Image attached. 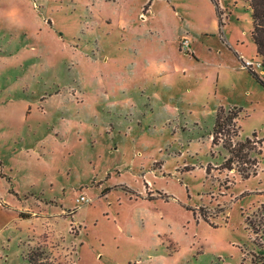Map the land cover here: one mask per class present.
<instances>
[{
  "label": "rangeland",
  "instance_id": "374dc122",
  "mask_svg": "<svg viewBox=\"0 0 264 264\" xmlns=\"http://www.w3.org/2000/svg\"><path fill=\"white\" fill-rule=\"evenodd\" d=\"M251 30L246 0H0V264L35 247L55 264H264ZM219 107L237 135L213 144ZM248 137L228 169L223 143Z\"/></svg>",
  "mask_w": 264,
  "mask_h": 264
},
{
  "label": "trees",
  "instance_id": "16d2710c",
  "mask_svg": "<svg viewBox=\"0 0 264 264\" xmlns=\"http://www.w3.org/2000/svg\"><path fill=\"white\" fill-rule=\"evenodd\" d=\"M246 1L248 2V8L250 10V16L252 20V30L250 36L255 45L256 54L263 59L262 65L264 67V0H246ZM215 10L218 15V18H220V14L217 10L216 3H215ZM248 70L256 77L259 83L264 87V78H259L257 76V73H255L253 70L250 69ZM236 117H237V110L234 107L229 108L227 110L223 109L222 107H219L217 109L213 130L211 132V136H212L211 143L214 144L216 142V137H218L219 134H223L224 136L225 135L228 136V134L231 133L232 135H237L234 127V122ZM252 137L255 138L256 137L255 134H252ZM252 141H253L252 138L248 137L242 141H238L235 144H233L231 139L229 138L223 143L224 147L227 149L229 153V157L226 160L228 169H233L231 164L232 162H234L236 158L245 162L247 156V154L245 153L247 152L246 148L247 149L251 148L249 145L251 144ZM262 141L263 140L260 139L261 143ZM247 160L250 159L248 158ZM250 162H253L254 164L256 163L254 159H251ZM238 172L240 173L241 176L248 177V174L244 173L242 169H238ZM261 207L263 208V213H264V204H262ZM24 258H25L24 264H55L50 258L47 257L44 250L41 249L40 247L31 248L27 252Z\"/></svg>",
  "mask_w": 264,
  "mask_h": 264
},
{
  "label": "built area",
  "instance_id": "2783aa9c",
  "mask_svg": "<svg viewBox=\"0 0 264 264\" xmlns=\"http://www.w3.org/2000/svg\"><path fill=\"white\" fill-rule=\"evenodd\" d=\"M181 47L185 50H188L189 49V44H188V40L187 39H183L181 41ZM252 62L249 61V60H245V64L244 65H251ZM89 199L87 197H85L84 195H80L79 197L76 198V202L78 203H85V202H88Z\"/></svg>",
  "mask_w": 264,
  "mask_h": 264
},
{
  "label": "clouds",
  "instance_id": "9594fccd",
  "mask_svg": "<svg viewBox=\"0 0 264 264\" xmlns=\"http://www.w3.org/2000/svg\"><path fill=\"white\" fill-rule=\"evenodd\" d=\"M8 18H9V22L10 23H13L15 24L17 21H16V18H15V15L13 13H9L8 14Z\"/></svg>",
  "mask_w": 264,
  "mask_h": 264
}]
</instances>
